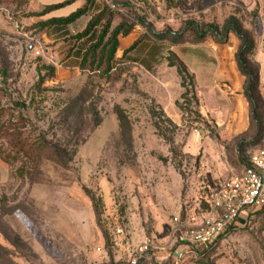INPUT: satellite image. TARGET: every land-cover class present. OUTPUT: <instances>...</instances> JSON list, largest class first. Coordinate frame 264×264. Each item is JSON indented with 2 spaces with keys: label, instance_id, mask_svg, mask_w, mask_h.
<instances>
[{
  "label": "rangeland",
  "instance_id": "374dc122",
  "mask_svg": "<svg viewBox=\"0 0 264 264\" xmlns=\"http://www.w3.org/2000/svg\"><path fill=\"white\" fill-rule=\"evenodd\" d=\"M33 1L24 7L0 6V134L17 128L32 140L44 139L67 150L61 159L71 162L66 169L60 167L51 151L40 155L39 164L29 165L22 177L21 163L0 159V264L129 262L148 238L161 245L159 239L168 237L171 228L164 221L180 217L186 224L191 209L193 215L200 214L201 202L228 178L226 159L247 167L264 149V0L245 6L233 0H92L84 24L109 7L112 29L134 24L133 36L141 39L123 57L127 49H120L109 75L80 68L108 15L89 37L77 39L87 27L82 32L75 23L40 27L50 20L41 17L43 8L33 9ZM233 16L256 42L251 61L260 76L257 123L245 96V77L239 90L222 80L201 83L198 90L192 77L197 100L190 95L187 101L181 98L185 91L176 69L168 65L178 61L192 66L209 49L213 58L215 52L227 58L224 49L233 53L241 46L233 32L223 43L212 34L203 44L193 43L192 35L175 44L173 37L189 23L199 30L222 28ZM47 66L55 67V75L40 84L49 75ZM217 94L247 100L242 131L218 129L216 118L225 121L226 115L209 113L215 109L211 101L200 98ZM174 98L182 108L176 107L182 117L178 128L163 121L169 117L161 103ZM154 111L164 112L165 119H155ZM6 140L0 135V154L9 156ZM239 143L241 156L236 153ZM86 191L100 202L99 220ZM251 217L249 226L225 236L207 264H264V211ZM184 264L198 263L188 255Z\"/></svg>",
  "mask_w": 264,
  "mask_h": 264
},
{
  "label": "trees",
  "instance_id": "16d2710c",
  "mask_svg": "<svg viewBox=\"0 0 264 264\" xmlns=\"http://www.w3.org/2000/svg\"><path fill=\"white\" fill-rule=\"evenodd\" d=\"M30 1L31 0H0V6H7L14 3L19 7H24L27 4H29ZM72 3L73 0L63 4L47 6L44 8L43 13L40 15L41 16L47 15L51 12L62 9ZM91 5H92V0H85V4L67 18L53 19L46 23L40 24V27L48 28L50 26H56V25H62V26L72 25L87 15ZM106 15H108L109 17L108 19L106 18L107 21L105 23L103 31L100 32L98 38L96 39V42L88 48V50L84 53L82 57L80 68L84 71L88 70L94 73H102L103 75L104 74L109 75L114 69L113 65L115 61L117 60V58H119V51H120L119 39L127 38L129 35L133 33L136 27V25L134 24L127 26L124 23H121L112 29L114 13L109 9V7H105L99 18H97L94 22H90L86 30L77 36V39L89 37L92 29L95 27L96 24H98V21L105 19ZM141 23H145V22L141 21ZM229 32H233L234 34H236V36L241 41V46L236 54V62L238 64L241 75L246 78L245 96L250 103L253 119L257 123L259 121L258 113H257L258 112L257 99H258V92L260 86V76L258 70L254 68L253 63L251 61V56L256 49V42L253 34L244 28L241 21L237 17L233 16L227 19V21L225 22L222 28H219L217 26H207L206 29L199 30L195 24L189 23L187 24V27L184 29L182 33L174 35L175 37H173V42L175 44H181L184 42V36L192 35L193 37L196 38L193 39L194 41L193 43L203 44L206 36L208 34H212L217 39L218 43H223L227 39V35ZM140 41L141 39H138L137 42H135L129 49L123 52L122 57L125 56V54H127L129 51L134 50ZM168 65L170 68L176 69L177 74L180 78L181 87L185 91L182 94L181 98L189 101L188 98L190 95H192V98L194 100L195 99L197 100L196 94L194 93L195 89L193 84V78L189 74L185 66L178 61L175 62L172 61ZM46 70L48 71L49 75L47 78L42 77L40 79V84H43L48 79H52L55 75L56 72L55 67L47 66ZM177 106L180 110H182L180 104H178ZM152 115L155 119H159V120L165 119L166 117L164 112L157 113L154 111L152 112ZM118 118L119 121L123 123V119L125 118H123V115L120 112H118ZM163 121H167L174 128H178V126L169 118H166V120ZM155 128L159 136L165 139V134H163V132L161 131L162 130L161 124L156 123ZM3 133L5 135V138L7 139L6 141L10 145L12 155L5 156L0 154V159L7 164L15 165L16 163H21L22 167L20 168L19 174L22 177H24L25 173H27L29 165L39 164V162H37L36 160L40 158V155L41 156L47 155L51 151H53V154L55 155L53 156L52 160L54 161L55 164L59 165L60 167L66 169L68 168L71 162L70 159L69 160L61 159L63 154L66 155L69 154L67 150H62V148H60L59 146H53L51 143L45 141L44 139L32 140L30 136L26 137L25 134H23L21 130H18L17 128L8 129ZM3 133L0 135H3ZM241 146L242 144L239 143L238 148L240 150L237 149L236 151V153L239 154V156L242 155ZM86 193L89 196L90 200L94 203L96 218L97 220H99L100 202L96 201V198L92 195L90 191H86ZM209 199L210 197L209 198L207 197L206 200H203L201 202V206H199L200 212L206 213L210 210ZM262 211H264V209ZM251 222H252V217L250 216L248 220V224L245 227L249 226ZM236 230H238L236 227L230 228L224 235L220 236L214 242V244L211 247H209L207 250L201 252L198 255L191 254V257L195 258L198 264H207L210 260L214 258L215 252L219 247L221 241L225 238V236L229 235L231 232ZM173 252L174 250H172V254ZM172 254L170 259L162 264H176ZM148 258L150 259V262L141 260L138 264H159L155 259L153 253L149 254ZM111 264H129V263L128 262L115 263L112 261Z\"/></svg>",
  "mask_w": 264,
  "mask_h": 264
},
{
  "label": "built area",
  "instance_id": "2783aa9c",
  "mask_svg": "<svg viewBox=\"0 0 264 264\" xmlns=\"http://www.w3.org/2000/svg\"><path fill=\"white\" fill-rule=\"evenodd\" d=\"M209 205L208 212L194 214L187 218L186 224L180 217L173 219L167 235L176 264H184L188 255L204 252L230 228L245 227L251 215L264 209V149L255 155L241 176L224 180L212 191ZM116 233L122 236L123 230ZM155 250L154 241L148 238L136 248L128 263L150 262L148 256Z\"/></svg>",
  "mask_w": 264,
  "mask_h": 264
},
{
  "label": "crops",
  "instance_id": "0c3cea01",
  "mask_svg": "<svg viewBox=\"0 0 264 264\" xmlns=\"http://www.w3.org/2000/svg\"><path fill=\"white\" fill-rule=\"evenodd\" d=\"M68 2L71 0H62L59 3H52V1L48 0H34L32 2V7L36 11V9L45 8L47 6H53L57 4H62L64 2ZM203 3L210 4V3H222L224 0H200ZM231 1V0H229ZM235 3H240L242 5H248L251 3V0H233ZM85 4V0H73V3L69 5L68 7H65L63 9H60L58 11L51 12L47 15L41 16L42 18L48 17V20L52 19H63L67 18L74 12H76L78 9H80ZM74 26H82V29L80 32L85 30L87 27V23L84 24L83 18L78 20ZM137 38L133 36V33L129 35L127 38H120V49L126 50L130 48V45L135 42ZM230 47V45L228 46ZM240 44H238L237 48L231 53V48L224 49L223 51L229 52L227 55L228 57L225 58L223 53L217 54L215 52L216 58L214 57V51L213 49H209L205 51V54L201 56L200 58L195 59L194 65L190 66L189 64L184 65L185 68L188 70L189 74L194 77V80L196 81L198 90L200 88L201 83L206 82H215V81H226L234 86L236 90H239L238 87L242 86V83L244 82V78L240 74L238 64L236 62V54L239 50ZM120 53V51H119ZM149 64V63H148ZM149 66V65H148ZM219 79V80H218ZM200 98L205 100L207 102L210 100L211 104L215 109H211L208 112L209 113H216L219 115L220 113H224L226 115L225 121L224 118L220 120L219 118H216V124L218 125V129L222 131H242L246 126V114L248 110V103L247 100L243 96H238L237 98H227L224 95H215V96H207L202 95ZM178 101L177 98H174L173 101L168 100L167 102L161 103L164 112L166 115L178 126L182 123V117L178 114L179 112L176 110V102ZM161 102V101H160ZM226 158V157H225ZM242 161V160H241ZM226 163V171L224 172L228 178L232 177H238L243 174L245 169L247 167H241V166H233V164H230L228 159L225 160ZM227 178V179H228ZM183 209V208H181ZM183 211L186 210H181ZM193 211L191 209L190 212L187 213L188 219L193 217ZM185 216V215H184ZM166 222L164 221V225L170 226V228L173 227V222ZM163 226V225H162ZM160 231L159 229L157 232ZM155 232L153 233V236ZM149 236V235H148ZM154 238V237H153ZM159 243L161 245H156V250L153 252V255L157 262L159 264H162L166 261H168L171 257L172 250L169 238L164 236L163 239H159Z\"/></svg>",
  "mask_w": 264,
  "mask_h": 264
}]
</instances>
